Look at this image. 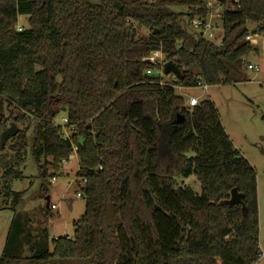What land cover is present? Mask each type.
<instances>
[{"label":"trees","instance_id":"16d2710c","mask_svg":"<svg viewBox=\"0 0 264 264\" xmlns=\"http://www.w3.org/2000/svg\"><path fill=\"white\" fill-rule=\"evenodd\" d=\"M205 1L0 0V113L11 108L14 122L33 125L30 152L45 202L55 178L48 171L77 148L85 202L73 237L51 246L46 229L34 235L13 219L0 264L258 262L255 170L214 104L189 108L174 88L196 87L199 78L211 87L244 81V58L257 51L245 38L250 25L264 33V0L232 1L219 21L220 44L190 31L191 20L205 19ZM22 17L28 27L17 31ZM156 51L180 78L159 85L145 76L152 66L143 59ZM63 108L70 139L55 125ZM177 115L184 121L174 125ZM15 139L16 150L26 143L22 132ZM189 177L200 194L178 184ZM233 189L240 204L224 205Z\"/></svg>","mask_w":264,"mask_h":264},{"label":"rangeland","instance_id":"374dc122","mask_svg":"<svg viewBox=\"0 0 264 264\" xmlns=\"http://www.w3.org/2000/svg\"><path fill=\"white\" fill-rule=\"evenodd\" d=\"M232 1L236 0H225L224 3L217 1L214 5L223 11L232 8ZM17 27L27 28V18H19ZM248 30L252 41L248 43L257 51L250 52L244 58V62L245 65L257 67L258 72L243 68L244 81L240 83L231 86H208L207 92L199 87H175L174 93L183 99L185 105L190 97L212 102L234 148L254 168L259 220L258 245L262 253L264 252V33L259 32L257 25L248 26ZM218 34L220 42L221 27ZM163 80L167 83L174 81L172 75L165 76ZM11 111V108L4 107V111L0 113V137L4 130L14 124L19 132L25 134L26 143L19 145V149L16 150L14 147L18 141L13 137L9 138L4 148L0 149V255L13 219L21 225L26 222V228L34 235L46 229L48 244L51 246L54 237H73V223L81 218L85 209L84 200L76 197L79 192L75 176L78 169L76 157L66 166L62 164L56 173L48 171V176L53 174L55 180L53 182L49 180V185L46 186L50 198L47 207V203L39 193L38 168L30 152L33 125L14 122L13 116H9ZM64 117L65 113L61 112L55 119V124L61 125L60 120ZM10 170L12 173H20L22 178L12 179V173L6 174ZM178 184L189 186L197 194L201 192L200 184L194 177L179 178ZM50 205L56 208L52 210ZM256 264H264V257H260Z\"/></svg>","mask_w":264,"mask_h":264},{"label":"built area","instance_id":"2783aa9c","mask_svg":"<svg viewBox=\"0 0 264 264\" xmlns=\"http://www.w3.org/2000/svg\"><path fill=\"white\" fill-rule=\"evenodd\" d=\"M215 2H217V0H206L205 6L207 9V15H206L205 19L191 20L189 23V28H190V31L195 34L196 38L201 39L203 41H207V42L218 43L219 42L218 31L220 28L219 21L221 19L223 11H220L217 7H215V5H214ZM21 29H22L21 27H17V31H21ZM250 38H251V36H250V34H248V36H246L245 40L247 42H252ZM220 42L218 44H220ZM147 60L149 61V64L152 67L149 68L145 72V76L146 77H150V76L156 77L159 79L158 80L159 85H167L168 83L163 80V78L165 77V75L163 73L164 72L163 67H164V64L167 62L166 56H164L162 53L156 51V52L151 53V55L149 57L143 59V62L146 63ZM243 68L258 72L257 67L255 68V67H252L251 65H245V62H244ZM173 79L175 80L174 76H173ZM196 87L201 88L204 92L208 91V86L205 83H203L200 80V78L198 79V81L196 83ZM199 102L200 101L197 98L190 97L188 99L186 105L189 108H193V107L197 106L199 104ZM60 121L62 123L61 125H59V124H55V125H58L61 128L64 138L70 139L71 132H73V127H70V128L67 127V119L65 117L62 118ZM76 152H77V148L75 146H72L71 154L67 157V159H65L62 162V164L66 166L67 163H70L74 157L77 158ZM77 160H78V158H77ZM54 180H55V178H52L51 182H53ZM76 197L81 198V193L78 192ZM50 208L52 210H54L56 207L54 205H50ZM260 257L261 258L264 257V252L261 253Z\"/></svg>","mask_w":264,"mask_h":264},{"label":"water","instance_id":"95a60500","mask_svg":"<svg viewBox=\"0 0 264 264\" xmlns=\"http://www.w3.org/2000/svg\"><path fill=\"white\" fill-rule=\"evenodd\" d=\"M217 1L219 3H222L223 2V0H217ZM146 63L149 64V61L147 60ZM163 68H164V72L163 73H164L165 76L173 75L176 78H180V76H181L180 69L173 62L167 61L164 64V67ZM62 112H65V109L64 108L62 109ZM183 121H184L183 116L177 115L176 116V119L172 122V124L178 125V124H181ZM18 132H19V129L14 124H11L8 129L4 130L2 132V134H1V137H0V149L4 148L5 143L7 142V140L9 138L15 137ZM241 199H242V195L239 194L236 189H233L230 192L229 199L228 200H225L223 202V204L224 205H227V206H233V205H236V204H240ZM48 200L49 199L47 197L46 198L47 207H48V204H49Z\"/></svg>","mask_w":264,"mask_h":264},{"label":"crops","instance_id":"0c3cea01","mask_svg":"<svg viewBox=\"0 0 264 264\" xmlns=\"http://www.w3.org/2000/svg\"><path fill=\"white\" fill-rule=\"evenodd\" d=\"M256 52V51H255ZM55 238H58V237H54L53 239H55ZM259 261V260H258ZM256 264V263H255Z\"/></svg>","mask_w":264,"mask_h":264}]
</instances>
